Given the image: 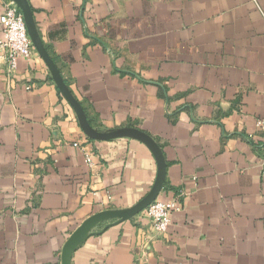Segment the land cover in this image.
<instances>
[{
  "label": "crops",
  "instance_id": "obj_1",
  "mask_svg": "<svg viewBox=\"0 0 264 264\" xmlns=\"http://www.w3.org/2000/svg\"><path fill=\"white\" fill-rule=\"evenodd\" d=\"M28 2L89 123L149 134L158 199L180 194L166 234L104 219L70 264H264V0ZM156 173L138 139L83 133L37 52L10 70L0 48V264H62L87 218L132 207Z\"/></svg>",
  "mask_w": 264,
  "mask_h": 264
},
{
  "label": "water",
  "instance_id": "obj_2",
  "mask_svg": "<svg viewBox=\"0 0 264 264\" xmlns=\"http://www.w3.org/2000/svg\"><path fill=\"white\" fill-rule=\"evenodd\" d=\"M20 9L23 19L26 25L27 33L31 39V42L35 48V51L39 54V56L43 59L45 64L47 65L50 74L61 92L62 96L66 99L69 105L73 108L75 115L78 119L80 128L83 133L92 140H107L113 139L117 137H132L138 139L143 142L153 154L156 164H157V173L152 187L149 192L135 205L127 209L121 210H105L102 212H98L89 218H87L70 236L68 241L66 242L64 249L62 251V264H70L69 255L75 244V240L80 238L87 229L94 223H97L104 219L109 218H121L127 219L136 214H139L143 209H145L149 204H151L154 200L158 198V195L163 188V184L166 177V163L163 157V154L158 146V144L154 141V139L147 134L146 132L134 128V127H122L109 131H99L95 129L88 121L86 113L81 106L80 102L72 93L71 89L65 82L62 77L59 69L57 68L55 62L50 57L48 51L46 50L40 34L38 32L32 8L28 2V0H12Z\"/></svg>",
  "mask_w": 264,
  "mask_h": 264
},
{
  "label": "built area",
  "instance_id": "obj_3",
  "mask_svg": "<svg viewBox=\"0 0 264 264\" xmlns=\"http://www.w3.org/2000/svg\"><path fill=\"white\" fill-rule=\"evenodd\" d=\"M2 11L0 12V24L3 35L0 38V48L4 52L10 70L16 67L18 57L30 59L36 54L35 48L27 33L23 15L12 0H1ZM256 126L264 132V118L256 119ZM74 146L79 144L75 143ZM88 166L93 165L91 152L81 148ZM180 194H176L169 200L156 199L141 211V214L148 219L152 228L157 234H166L170 224V215L173 211L180 210Z\"/></svg>",
  "mask_w": 264,
  "mask_h": 264
},
{
  "label": "rangeland",
  "instance_id": "obj_4",
  "mask_svg": "<svg viewBox=\"0 0 264 264\" xmlns=\"http://www.w3.org/2000/svg\"><path fill=\"white\" fill-rule=\"evenodd\" d=\"M141 213V212H140Z\"/></svg>",
  "mask_w": 264,
  "mask_h": 264
}]
</instances>
